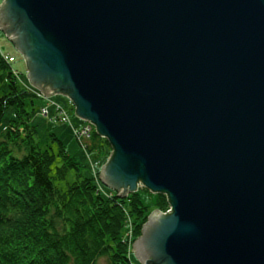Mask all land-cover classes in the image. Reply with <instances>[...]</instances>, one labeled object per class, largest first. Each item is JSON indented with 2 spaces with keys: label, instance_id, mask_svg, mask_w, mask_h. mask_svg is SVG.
<instances>
[{
  "label": "water",
  "instance_id": "1",
  "mask_svg": "<svg viewBox=\"0 0 264 264\" xmlns=\"http://www.w3.org/2000/svg\"><path fill=\"white\" fill-rule=\"evenodd\" d=\"M0 32L107 141L104 187L166 196L138 264H264V0H3Z\"/></svg>",
  "mask_w": 264,
  "mask_h": 264
},
{
  "label": "trees",
  "instance_id": "2",
  "mask_svg": "<svg viewBox=\"0 0 264 264\" xmlns=\"http://www.w3.org/2000/svg\"><path fill=\"white\" fill-rule=\"evenodd\" d=\"M35 92L19 86L18 75L0 55V122L6 109H13L0 134V264H97L103 257L107 264H138L131 245L152 211L169 209L166 196L145 188L125 198L111 190L105 194L98 171L91 177L77 172L59 190L54 180L78 166L56 137V154L35 142L26 110ZM97 137L93 131L90 140ZM140 191L153 194L151 208Z\"/></svg>",
  "mask_w": 264,
  "mask_h": 264
},
{
  "label": "rangeland",
  "instance_id": "3",
  "mask_svg": "<svg viewBox=\"0 0 264 264\" xmlns=\"http://www.w3.org/2000/svg\"><path fill=\"white\" fill-rule=\"evenodd\" d=\"M2 1L3 0H0V4ZM5 54L13 55L15 59V62L11 63V67L15 74L18 75L19 86H21L22 88L26 87L33 91H37L33 87H31L26 78V65L24 59L14 49L13 45L6 38V36L2 32H0V55ZM40 95L42 98L36 97L32 100V102H26V110L31 114L30 123L36 128L35 142L40 147V149H50V152L56 154L59 148L57 140L54 139V137H56L62 143L71 159L78 166V171H76L75 169L68 170L65 179L54 180V184L59 190H65L67 184L74 181L77 172H79L84 177H91L94 176L95 172H99L100 168L109 158L111 148L106 140L101 137H97L94 140H90L89 138V140L86 142L87 144L85 143L88 148L82 146L75 138L74 131L71 126H74L77 122H79L80 127L81 125L87 126V128H89L90 136L91 133H93V131L95 130L94 127L89 123L80 121L78 118H76V116L74 115L75 109L67 97L52 96L50 98H44L41 93ZM57 107L60 108L62 112L67 116L69 123H61L59 119L55 118V109ZM41 108H45L47 110V116L43 115ZM12 117L13 109L10 107L6 109L4 117L0 122V134L6 128L8 121ZM52 117L53 119L50 121V118ZM76 126H78V124ZM59 157H56V163L59 162ZM97 184H100L101 191L103 193L107 194L110 192V190L104 187L100 182ZM140 193L145 206L151 208L154 202L153 194L144 193L143 191H140ZM58 225H61V223L58 222ZM126 231L130 236L131 229L128 227V230ZM133 261L137 262L134 255ZM97 264H107L106 258L103 257L99 259Z\"/></svg>",
  "mask_w": 264,
  "mask_h": 264
},
{
  "label": "built area",
  "instance_id": "4",
  "mask_svg": "<svg viewBox=\"0 0 264 264\" xmlns=\"http://www.w3.org/2000/svg\"><path fill=\"white\" fill-rule=\"evenodd\" d=\"M1 56L6 62H8L10 64L14 62V57L13 56H10L8 54L1 55ZM35 93H36L38 98H42L40 93H38V91H36ZM41 111H42L44 116H47L48 112H47V110L45 108H42ZM55 118L59 119L61 123H69L67 116L58 107L55 109ZM71 127L73 128L75 138L78 140V142L82 146H84L86 148L85 143L90 138L89 128H87V126H84V125H81V127L80 126H77V127L76 126H71Z\"/></svg>",
  "mask_w": 264,
  "mask_h": 264
},
{
  "label": "crops",
  "instance_id": "5",
  "mask_svg": "<svg viewBox=\"0 0 264 264\" xmlns=\"http://www.w3.org/2000/svg\"><path fill=\"white\" fill-rule=\"evenodd\" d=\"M10 55V54H9ZM10 56H13V55H10ZM14 62H15V59H14ZM78 124V126H80L79 125V122H77L74 126H76ZM81 124V123H80ZM77 127V126H76Z\"/></svg>",
  "mask_w": 264,
  "mask_h": 264
}]
</instances>
